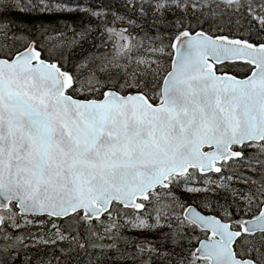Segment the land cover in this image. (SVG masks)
Returning <instances> with one entry per match:
<instances>
[{"label": "snow or ice", "instance_id": "obj_1", "mask_svg": "<svg viewBox=\"0 0 264 264\" xmlns=\"http://www.w3.org/2000/svg\"><path fill=\"white\" fill-rule=\"evenodd\" d=\"M124 6L152 27L173 14L169 43L104 7L0 0V264H52L28 250L112 249L125 229L165 227L167 242L198 244L174 264H264V0ZM77 11L97 24L50 32L8 15ZM93 32L94 51L73 62ZM46 222L47 238L30 231ZM132 247L134 264L168 258L152 241Z\"/></svg>", "mask_w": 264, "mask_h": 264}, {"label": "trees", "instance_id": "obj_2", "mask_svg": "<svg viewBox=\"0 0 264 264\" xmlns=\"http://www.w3.org/2000/svg\"><path fill=\"white\" fill-rule=\"evenodd\" d=\"M63 3H67L69 5H83L92 8L104 7L109 9L110 12L118 13L122 16L131 17L137 20L138 23L147 20L148 23L143 25V30L139 28H135L134 26H130L125 24L126 27H129L134 31L135 34L144 35L147 32L150 36H153L154 41L159 44L163 43L167 45L171 36L174 35L175 29L171 27V21L173 19V14L169 13L167 19L165 21H157L156 27L151 26V18L150 17H139L135 15L130 9L124 6V0H62ZM8 15L14 18L18 22H22L24 26L30 29H35L40 25H45L48 30L51 32L55 31H68L69 27L75 28L76 31H80L82 26L86 23L91 22L92 24H97V21L86 15L83 12H63V13H52V14H24L20 12H10ZM111 15L107 17L108 20H111ZM118 24L120 22H117ZM71 35V32H69ZM93 37L96 40H99V36L96 32H93L88 37L87 41H81L80 44L75 45L69 52V58L75 62L79 58L82 57L84 53H90L94 51L90 47L93 43ZM169 57L165 56L162 60L163 70H169L170 64ZM232 74L243 77L247 75L244 67H234L232 70ZM177 196H183V198L190 202L188 196L183 194H177ZM193 201V198L190 197ZM201 210H203L201 208ZM66 225H64L65 227ZM50 227H39L38 229L32 231L33 233H40L47 235L49 233ZM69 228V227H65ZM169 229L167 227L156 230V231H133L125 229L122 233L124 240H117L115 243L117 245L116 248L112 249H93L91 247L87 249H79L76 246V243L71 240H63L58 241L56 244L51 245H40L37 248L29 249L30 254L35 258L37 256L45 259L51 260L52 264H89V261L92 264H134V261L129 258V254L134 251L132 247L135 243L152 241L158 247H161L164 251L168 253V258H156L153 261V264H174L175 260L178 257V254L183 251L184 255H187V252L190 248L196 247L197 243L195 240L192 241L191 244L184 242L179 246L174 245L171 242H167L165 237L169 233ZM73 235L76 236L77 240H86L88 243H92L93 241L88 239L86 230L83 226H80L78 231H73ZM200 236L199 233L196 234ZM203 239V236H200ZM96 243H103L105 245L112 244L111 240H103V241H95Z\"/></svg>", "mask_w": 264, "mask_h": 264}, {"label": "rangeland", "instance_id": "obj_3", "mask_svg": "<svg viewBox=\"0 0 264 264\" xmlns=\"http://www.w3.org/2000/svg\"><path fill=\"white\" fill-rule=\"evenodd\" d=\"M181 194H184L183 192H180ZM191 200V199H190ZM43 227H50V225L46 222L45 224H44V226ZM65 227H69L68 225H66ZM39 228V226H32L31 228H30V231L32 232V231H34V230H36V229H38ZM29 229H24V230H22V231H24L25 232V234L27 233V231H28ZM43 246H45V245H43Z\"/></svg>", "mask_w": 264, "mask_h": 264}]
</instances>
